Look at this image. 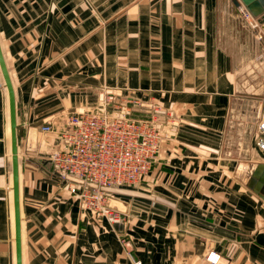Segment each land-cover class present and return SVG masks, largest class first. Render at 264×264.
Instances as JSON below:
<instances>
[{
    "label": "crops",
    "instance_id": "0c3cea01",
    "mask_svg": "<svg viewBox=\"0 0 264 264\" xmlns=\"http://www.w3.org/2000/svg\"><path fill=\"white\" fill-rule=\"evenodd\" d=\"M243 23L230 0H0L17 102L23 264H264V198L250 186L264 154L233 147L245 141L233 121L242 97L264 96V62L252 75L258 92L240 88L259 52ZM104 86L156 97L180 118L150 175L111 200L124 219L116 225L58 177L48 155L63 142L42 129L99 108ZM212 250L217 263L206 260ZM0 264H17L1 66Z\"/></svg>",
    "mask_w": 264,
    "mask_h": 264
},
{
    "label": "built area",
    "instance_id": "2783aa9c",
    "mask_svg": "<svg viewBox=\"0 0 264 264\" xmlns=\"http://www.w3.org/2000/svg\"><path fill=\"white\" fill-rule=\"evenodd\" d=\"M230 2L239 9L242 20L254 35L256 47L259 46L264 40L261 18H256L245 6ZM98 94L101 104L96 110H72L67 114L64 128L56 130L49 122L42 129L56 131L63 142L61 148L48 155L58 177L67 183L85 208L116 225L124 219L111 203L118 193L114 189L139 184L159 160L164 127L157 113L164 112L166 124L171 121L180 124V118H175L170 107L162 108L152 97L123 95L107 86ZM133 111L145 114L134 115ZM256 128L257 146L264 152V110ZM220 257L219 252L212 250L206 260L217 263Z\"/></svg>",
    "mask_w": 264,
    "mask_h": 264
},
{
    "label": "rangeland",
    "instance_id": "374dc122",
    "mask_svg": "<svg viewBox=\"0 0 264 264\" xmlns=\"http://www.w3.org/2000/svg\"><path fill=\"white\" fill-rule=\"evenodd\" d=\"M233 2V0H232ZM244 24V28H240L242 31L245 32V35L249 37L250 39V46L252 49V52H254V50H258L259 52L256 55L257 58L254 59L252 62L248 63V65H245V70L243 72L244 76H245V80L240 81V88L241 89H246L249 90L250 92H258L259 90V82H257V79H254L255 77H252V75L254 74L253 72H257V68L259 67V62H264V40H261L259 43V46L257 45L256 47V43L254 42V35L251 34V29L249 27H247V25ZM264 26V25H263ZM243 27V26H242ZM254 48H253V46ZM264 66V65H263ZM262 66V67H263ZM261 92V95H264V87L261 88V90H259ZM243 100L240 101V103L238 104L239 107H237L235 109V117H233V121L235 124V128L238 130H241V132L244 134L245 133V141L243 142L242 145H233V147L237 150V151H241L243 153H248L251 158H257L258 156L255 155V153H258V151L256 150L255 146L257 145V138H256V126H257V120L259 119V115L262 113V111L264 110V96H261L260 99L255 98L253 100L247 101L245 100L244 97H242ZM252 99V98H251ZM154 100L156 102H158L162 108H165L164 105H162L159 101V99H157L156 97H154ZM170 107L172 109V111L174 112L172 115L175 118H178V111L173 107V106H167ZM140 113H144L141 112ZM145 114V113H144ZM161 115H164V112L161 110L159 113H157V118L158 121L161 124V127L163 129L164 127V139L162 140V148H163V143L164 140L166 138L169 137V133L172 130H179V123H173V121L169 122L166 124V116L165 119L160 118ZM177 116V117H176ZM165 124V125H164ZM169 125V126H167ZM240 148V150H239ZM162 150V149H161ZM260 153L264 154V152L259 151ZM161 153V151H160ZM264 157V155H263ZM160 161V158L158 160V162ZM157 162V163H158ZM253 162V161H251ZM154 169V166L152 168V170ZM152 170L148 173L147 176L150 175V173L152 172Z\"/></svg>",
    "mask_w": 264,
    "mask_h": 264
},
{
    "label": "water",
    "instance_id": "95a60500",
    "mask_svg": "<svg viewBox=\"0 0 264 264\" xmlns=\"http://www.w3.org/2000/svg\"><path fill=\"white\" fill-rule=\"evenodd\" d=\"M234 5H244L254 15L259 16L264 25V0H233ZM0 66L6 81L10 99V119H11V140L13 153V189L15 205V224H16V249L17 264H23L22 256V224H21V207H20V162L18 146V120H17V102L16 92L12 76L4 55L0 40ZM257 186H254V185ZM250 186H253L264 198V163L254 171L250 179ZM259 187V189H258ZM117 192H123L126 187L114 189Z\"/></svg>",
    "mask_w": 264,
    "mask_h": 264
},
{
    "label": "bare ground",
    "instance_id": "6f19581e",
    "mask_svg": "<svg viewBox=\"0 0 264 264\" xmlns=\"http://www.w3.org/2000/svg\"><path fill=\"white\" fill-rule=\"evenodd\" d=\"M241 6H244V5H241ZM256 18H259L258 16H256Z\"/></svg>",
    "mask_w": 264,
    "mask_h": 264
}]
</instances>
